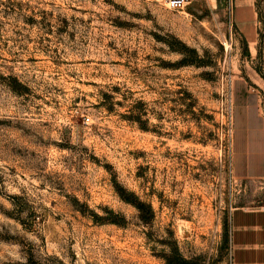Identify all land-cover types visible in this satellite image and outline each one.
Wrapping results in <instances>:
<instances>
[{
  "label": "rangeland",
  "instance_id": "1",
  "mask_svg": "<svg viewBox=\"0 0 264 264\" xmlns=\"http://www.w3.org/2000/svg\"><path fill=\"white\" fill-rule=\"evenodd\" d=\"M251 118L264 0H0V264H230Z\"/></svg>",
  "mask_w": 264,
  "mask_h": 264
},
{
  "label": "crops",
  "instance_id": "2",
  "mask_svg": "<svg viewBox=\"0 0 264 264\" xmlns=\"http://www.w3.org/2000/svg\"><path fill=\"white\" fill-rule=\"evenodd\" d=\"M251 118L248 146L243 139L245 120H239L233 144V171L236 176L251 173L264 177V126ZM230 264H264V206L235 207L229 217Z\"/></svg>",
  "mask_w": 264,
  "mask_h": 264
},
{
  "label": "trees",
  "instance_id": "3",
  "mask_svg": "<svg viewBox=\"0 0 264 264\" xmlns=\"http://www.w3.org/2000/svg\"><path fill=\"white\" fill-rule=\"evenodd\" d=\"M117 191L119 192L121 198H123L126 202L131 203L139 212V214L141 215V217H144V215H151L150 214V207L147 206L145 203H143L142 201L138 200L131 192H125V190L123 188H121L120 186H117ZM145 219V218H144ZM183 263H188L187 261L182 260Z\"/></svg>",
  "mask_w": 264,
  "mask_h": 264
},
{
  "label": "built area",
  "instance_id": "4",
  "mask_svg": "<svg viewBox=\"0 0 264 264\" xmlns=\"http://www.w3.org/2000/svg\"><path fill=\"white\" fill-rule=\"evenodd\" d=\"M168 10L184 13L192 0H159Z\"/></svg>",
  "mask_w": 264,
  "mask_h": 264
}]
</instances>
